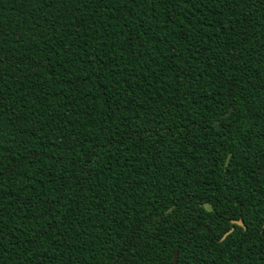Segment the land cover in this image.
<instances>
[{"label":"trees","instance_id":"1","mask_svg":"<svg viewBox=\"0 0 264 264\" xmlns=\"http://www.w3.org/2000/svg\"><path fill=\"white\" fill-rule=\"evenodd\" d=\"M176 250L264 264V0H0V264Z\"/></svg>","mask_w":264,"mask_h":264},{"label":"water","instance_id":"2","mask_svg":"<svg viewBox=\"0 0 264 264\" xmlns=\"http://www.w3.org/2000/svg\"><path fill=\"white\" fill-rule=\"evenodd\" d=\"M230 156H231V153L228 154L227 159H226V162H225V165L228 164L229 159H230ZM203 205H204V207H205L206 210H208V211H212L213 210V208H212V206H211L210 203H204ZM171 209H172V207L169 210H171ZM233 222L235 224L240 225V226H244V223H243L242 220H234ZM231 231H232V229L229 230V231H227L225 235L229 234ZM178 254H179V251L176 250L175 253H174V255H173V260H172L171 264H177Z\"/></svg>","mask_w":264,"mask_h":264}]
</instances>
